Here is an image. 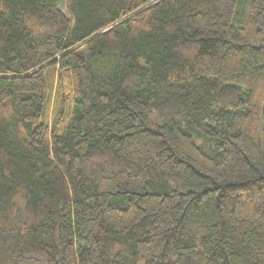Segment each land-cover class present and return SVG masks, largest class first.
Instances as JSON below:
<instances>
[{"label": "trees", "instance_id": "1", "mask_svg": "<svg viewBox=\"0 0 264 264\" xmlns=\"http://www.w3.org/2000/svg\"><path fill=\"white\" fill-rule=\"evenodd\" d=\"M0 0V264H264V0Z\"/></svg>", "mask_w": 264, "mask_h": 264}, {"label": "rangeland", "instance_id": "2", "mask_svg": "<svg viewBox=\"0 0 264 264\" xmlns=\"http://www.w3.org/2000/svg\"><path fill=\"white\" fill-rule=\"evenodd\" d=\"M59 9L61 10V12L64 13L63 6H62V1L61 0H60V4H59Z\"/></svg>", "mask_w": 264, "mask_h": 264}]
</instances>
